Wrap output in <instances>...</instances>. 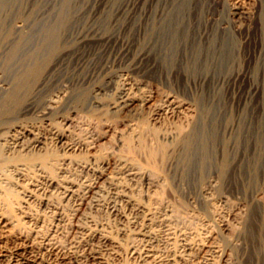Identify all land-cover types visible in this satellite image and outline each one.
<instances>
[{"label": "rangeland", "instance_id": "rangeland-1", "mask_svg": "<svg viewBox=\"0 0 264 264\" xmlns=\"http://www.w3.org/2000/svg\"><path fill=\"white\" fill-rule=\"evenodd\" d=\"M0 100V264H264V0H0Z\"/></svg>", "mask_w": 264, "mask_h": 264}, {"label": "bare ground", "instance_id": "bare-ground-1", "mask_svg": "<svg viewBox=\"0 0 264 264\" xmlns=\"http://www.w3.org/2000/svg\"><path fill=\"white\" fill-rule=\"evenodd\" d=\"M50 35V34H49ZM2 37V36H1ZM41 37V36H40ZM46 37H48V36H46ZM45 37V38H46ZM52 37V36H51ZM47 39V38H46ZM38 40V39H37ZM48 40V39H47ZM49 41V40H48ZM46 42V41H45ZM29 44V43H28ZM16 47H17V45H16ZM48 47V46H47ZM12 48V47H11ZM34 52H35V50H34ZM12 54V53H11ZM38 55V54H37ZM9 56V55H8ZM32 57H33V54H32ZM27 59V58H26ZM42 59V58H41ZM9 60V59H8ZM14 60V59H13ZM34 61V60H33ZM13 62V61H12ZM31 62V61H30ZM33 69V68H32ZM38 69H39V67H38ZM31 70V69H30ZM21 71V70H20ZM35 72V71H34ZM24 73V72H23ZM22 73V74H23ZM27 73V72H26ZM21 74V75H22ZM24 75V74H23ZM22 75V76H23ZM28 76V75H27ZM18 79V78H17ZM26 79V78H25ZM255 90V89H254ZM14 91H16V90H14ZM256 91V90H255ZM10 93V92H9ZM8 93V94H9ZM257 93V92H256ZM256 95V94H255ZM17 96V95H16ZM5 97V96H4ZM253 97V96H252ZM3 98V97H2ZM8 98V97H7ZM12 99V98H11ZM11 99H9L10 101V103L12 102L11 101ZM121 99V102H120V104H121V108H129V107H131V106H133L134 105V103H135V100L134 99H130L128 96H123V97H121L120 98ZM4 101H5V99H3ZM7 100V99H6ZM1 101V100H0ZM8 101V100H7ZM13 101H15L14 100V98H13ZM18 101V100H17ZM3 103V102H2ZM10 105V104H9ZM5 106V105H4ZM14 108V107H13ZM8 109V108H7ZM11 109V108H10ZM9 109V110H10ZM14 110V109H13ZM12 111V110H11ZM3 112V111H2ZM6 113V112H5ZM6 119V118H5ZM50 159V156L48 155V154H45V155H42V156H40V157H38V160H22V159H19V160H21L22 162H25V163H33V164H35V163H37L40 167H44L45 168V166L48 164V162L50 161L49 160ZM3 166V165H2ZM2 222V220L0 219V223Z\"/></svg>", "mask_w": 264, "mask_h": 264}]
</instances>
